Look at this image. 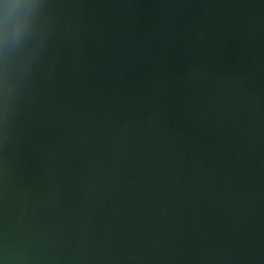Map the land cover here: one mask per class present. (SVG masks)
Listing matches in <instances>:
<instances>
[{"label":"water","instance_id":"water-1","mask_svg":"<svg viewBox=\"0 0 264 264\" xmlns=\"http://www.w3.org/2000/svg\"><path fill=\"white\" fill-rule=\"evenodd\" d=\"M0 264H264V0H0Z\"/></svg>","mask_w":264,"mask_h":264}]
</instances>
